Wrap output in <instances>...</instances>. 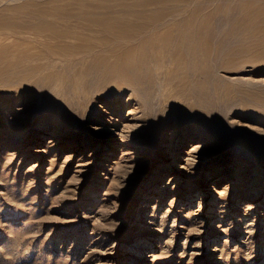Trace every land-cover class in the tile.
<instances>
[{"label":"rangeland","instance_id":"1","mask_svg":"<svg viewBox=\"0 0 264 264\" xmlns=\"http://www.w3.org/2000/svg\"><path fill=\"white\" fill-rule=\"evenodd\" d=\"M246 32L153 115L123 97L80 119L37 85L1 88L0 264H264V42Z\"/></svg>","mask_w":264,"mask_h":264},{"label":"bare ground","instance_id":"2","mask_svg":"<svg viewBox=\"0 0 264 264\" xmlns=\"http://www.w3.org/2000/svg\"><path fill=\"white\" fill-rule=\"evenodd\" d=\"M253 1L27 0L12 4L3 10L8 16L0 10V89L37 85L80 119L89 108L97 110L93 103L119 106L123 97L125 103L136 101L144 114L153 115L158 96L170 97L180 87L186 94L176 91L187 102L194 81L205 87L217 68L230 65L232 54H243L244 48L233 52L235 44L249 41L243 32L264 42V8H252ZM245 22L249 26L240 31ZM36 75L40 76L37 84L36 77L34 82L29 79ZM226 159L222 156L218 162Z\"/></svg>","mask_w":264,"mask_h":264}]
</instances>
